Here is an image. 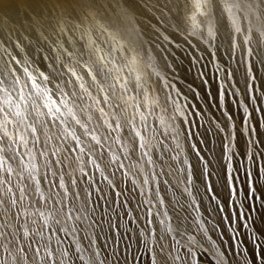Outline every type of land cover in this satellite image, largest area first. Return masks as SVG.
Listing matches in <instances>:
<instances>
[{
    "label": "snow or ice",
    "instance_id": "snow-or-ice-1",
    "mask_svg": "<svg viewBox=\"0 0 264 264\" xmlns=\"http://www.w3.org/2000/svg\"><path fill=\"white\" fill-rule=\"evenodd\" d=\"M10 2L0 0V7ZM27 9L29 30L67 17L60 35H79L67 41L74 51L58 43L49 55H42L37 31L27 45L3 47L0 264H70L62 247L68 235L84 264H108L101 249L131 253L133 232L151 264H195L193 246L203 245L181 211L198 212L204 200L215 205L218 223L229 225L235 247L243 244L239 229L248 230L254 250L249 256L242 249V264H264V232L257 234L252 216L256 201L264 206V152L257 151L264 115L254 116L264 113V87L256 83V65L264 67V0H28ZM82 16L95 23L85 26ZM177 49L192 67L184 69ZM206 58L215 72L200 66ZM192 68V82L177 87L176 73ZM149 90L158 93L152 106ZM157 110L166 116L149 123ZM240 137L247 138L243 148ZM173 185L170 215L161 207ZM191 223L208 231L198 217ZM177 236L188 242L183 256ZM211 244L216 264H227Z\"/></svg>",
    "mask_w": 264,
    "mask_h": 264
},
{
    "label": "rangeland",
    "instance_id": "rangeland-1",
    "mask_svg": "<svg viewBox=\"0 0 264 264\" xmlns=\"http://www.w3.org/2000/svg\"><path fill=\"white\" fill-rule=\"evenodd\" d=\"M7 4H9V3H7ZM9 5L7 6L6 12L0 13V21H3L5 23L4 25H6V27L0 26V39L4 40L3 46H0V56L4 55L3 47L8 46L10 41L15 42L18 40L22 45H27L29 40H36L37 39L39 32L43 33V36L39 37V41H40V43H42L45 46L44 51L42 52V55H49L48 48L49 47H55V46H57L58 43H64L66 47L70 48V50H73V51L75 50L74 48H71L69 45H67L66 40L58 39L57 41H55L53 39L56 37L60 38L62 36L68 37V34L69 35L73 34L72 32L66 31L65 35H60V31H59L60 28L65 27L67 29V27L69 26L70 22H69L67 17H63L60 20V23L57 25H56L57 20L55 18L52 19L51 21L53 23V28L48 32L45 31L42 27H40L38 29V31L36 29L29 30L28 22L26 20V15H25L26 12L28 11V9L19 7L16 2H13L10 6ZM81 18L84 19L83 16ZM84 21L87 25H89L90 22L93 24L95 23V21L90 20V18L84 19ZM255 24H256V22L254 21L252 26L255 27ZM87 25H85V26H87ZM23 28H26V33L24 32ZM33 31H37V36L33 35ZM9 34H11L10 37H9ZM73 35L75 36V38H77L79 34L76 33ZM45 36L48 37L47 40L43 39V37H45ZM24 37H28V39L26 40V39H24ZM171 47L175 48L174 45H172ZM253 47L255 48L254 44H253ZM185 49L188 50L187 46H185ZM9 50L13 51V54L18 53V51H19L18 49H12V48H10ZM176 51H177L178 55L183 58L184 69L187 70L188 68L192 67L191 64L189 63V59L184 55V52H182L179 49H177ZM52 55H54V53ZM196 55H199V53H196ZM237 55H239V52L237 53ZM18 58H20V57L18 56ZM155 62L156 61H153V63H155ZM178 62H179V60H178ZM203 64H208L207 58L204 61H202V64L200 66L202 67ZM157 70H159V68ZM203 70L209 71V72H215V68L211 64H208V68L203 69ZM256 72L261 77V79L256 82L257 86L258 87H264V67H262L260 65H256ZM164 75L165 74L161 71V76H164ZM176 75L180 76L181 79L173 80V77L171 75V70H169V74L167 75V79L173 80V83H175L177 85V87L186 88L187 83L192 82V77L195 75V68H192V71L189 72L187 74V76H184L179 72H177ZM152 79L155 80L156 77L153 76ZM181 80H183L184 83H181ZM149 83L151 84V81ZM195 83L198 84L199 81H196ZM161 86H162V84H161ZM239 87L242 88L243 84H240ZM157 95H158V93L155 90H149V92L146 94V97H147L146 101H145L146 104L149 106H152L153 101ZM162 102L163 101L161 99V103ZM193 103H196L198 105V107L200 106V102H198V101L193 100ZM256 106H262V105L258 104ZM233 112L235 114V109H233ZM213 114H215V113L213 112ZM162 115L166 116L165 113H162L159 110H157L154 115L149 116V123H153L154 121L158 120L160 118V116H162ZM260 115H264V113L254 114V116L256 117L257 120L260 118ZM206 118H208L207 115H206ZM199 123L203 125L204 120H200ZM204 130H205L204 127L198 128V131H200V132H204ZM259 131L261 133V136L264 137V128H259ZM211 139H215V137H211ZM246 139H247L246 137L238 138V144L240 145L241 148H243L245 146ZM212 147L215 148V144H213ZM257 151L264 152V144L257 147ZM258 159H259L260 164L262 166H264V157H260ZM253 171L254 172L256 171L255 166H253ZM260 186L264 187V181L260 182ZM173 191H174V185H173V188H170L168 190V197L166 199L165 206L161 207V211H163L165 207H168L170 215H172V213L170 211L169 201L173 197ZM162 195H163V193H162ZM175 195L180 197L182 202H185L186 200L190 201V199H191L190 197H186L185 195H182L179 191H175ZM202 196H203L202 192L197 195V203L198 204H199ZM241 199H243V197H241ZM252 206H253V208L256 209V211L252 213V216H253V220L255 222L254 227L257 230V234H259V233L264 232V206H262L259 201H256ZM214 207H215V205H209L208 201L204 200L203 205L199 208L198 212L189 210V212L185 213V212L181 211V215L187 217V220L185 221V227L188 229V232H190L192 235L196 236V238L200 242V244L203 245V247H200L199 245L193 246V251L196 252L195 264H216V251H217V249L212 247L211 240H215L216 244L219 246L218 250L225 253L226 257L228 258L227 264H242V260H243V255L241 254L242 249L247 248L249 256L251 255L252 251L254 250V245H252L251 239L248 236V230L244 229L243 227H241L239 229L243 233V235L240 237L241 241H243V244L240 248L235 247L231 241V235L233 233L228 231L229 225L218 223L219 220L221 219V217L217 216L216 213L213 211ZM97 215H99V213H97ZM197 217L200 219L201 222L204 223V227L208 229V231L206 233L202 234L191 223ZM238 223L240 225H242L243 221H238ZM213 225H218V226L213 228ZM70 226H71V224H70ZM129 227L135 228V225H132L131 223H129ZM129 235H131L133 237V251L131 253H125L122 255L120 252V249H117L116 254L113 255L111 248L101 249V252H102L101 259H103L105 256H108L109 257L108 264H151L150 254L147 251V249H145L143 246L138 247L134 243L136 233L133 232V233H130ZM202 235H206V236L211 237V240L201 239ZM221 235H223V240L219 238V237H221ZM102 236H103V234H101V237ZM76 238L79 239L81 245L84 248L88 247L89 241H88V239L83 238V233L78 232ZM176 239L180 240V244L178 245V247H180V255L183 256L187 250L186 245H188V242H187L186 238H181L179 236H177ZM262 239H264V237H262ZM224 240L228 241L227 245H225L223 243ZM97 243L103 244V239L101 238L100 240L97 241ZM167 243L169 246H171L172 244L175 243V241L172 240L171 237H169ZM62 247L68 249V251H69L70 264H84V262H82L78 259V255H80V254L76 253L75 243L73 241L72 235H68V236L64 237V243H63ZM204 249H208V250L205 251ZM133 254L138 255L139 259L134 261L132 258ZM87 258H88L87 254L85 253V259H87Z\"/></svg>",
    "mask_w": 264,
    "mask_h": 264
},
{
    "label": "bare ground",
    "instance_id": "bare-ground-1",
    "mask_svg": "<svg viewBox=\"0 0 264 264\" xmlns=\"http://www.w3.org/2000/svg\"><path fill=\"white\" fill-rule=\"evenodd\" d=\"M13 2H16L17 3V5L19 6V7H21V8H25V9H27V4H28V0H11V2L9 3L10 5L13 3ZM9 4H7V3H5L4 4V6L3 7H0V13L1 12H6L7 11V6L9 5ZM9 5V6H10ZM51 23V27L49 26V24H44L43 25V29L45 30V31H50L52 28H53V23H52V21L50 22ZM0 26H2V27H6V25H4L5 23L3 22V21H0ZM57 24H59V23H57L56 22V25ZM84 24L85 25H87L86 23H85V21H84ZM88 26V25H87ZM23 30H24V32L26 33V28H23ZM69 37H72L73 39H75V36L73 35V34H68V37H64V36H62V37H56V38H53L55 41H57L58 39H61V40H66V43H67V41H68V39H69ZM67 45H69L68 43H67ZM70 47H71V45H69ZM72 48V47H71ZM156 64H158V61H156L155 62Z\"/></svg>",
    "mask_w": 264,
    "mask_h": 264
}]
</instances>
